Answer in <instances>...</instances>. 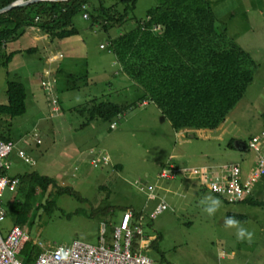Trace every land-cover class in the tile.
<instances>
[{"label": "rangeland", "instance_id": "rangeland-1", "mask_svg": "<svg viewBox=\"0 0 264 264\" xmlns=\"http://www.w3.org/2000/svg\"><path fill=\"white\" fill-rule=\"evenodd\" d=\"M56 1L61 0L53 2ZM207 1L215 17V27L223 28L226 37L244 50L256 65L253 80L242 99L213 130L175 131L152 103L144 107L131 106L121 119L115 120L114 129L100 120L81 127L85 117L73 111L93 99L132 104L141 96L140 89L118 71L108 45L110 40L133 27L136 20L144 18L146 10L154 5L152 0H137L127 21L106 32L100 23L91 27L82 17L74 18L79 34L58 41L65 59L61 60L63 65L55 75L60 106L56 116H51L37 83L31 81L42 61L22 54L15 55L4 65L0 58V104L6 103L7 80L21 83L27 99L25 113L7 122L2 120L4 123L0 126L8 124V137L35 161L31 166L14 151L5 160L6 174L34 171L50 176L57 186L70 188L79 198L76 200L66 194L53 197L54 190L48 187L39 202L44 207L52 200L47 211L32 207L19 223L13 210L21 195L4 192L0 198L6 212L0 222L3 237L15 225L33 243L39 242L46 249L74 240L95 245L101 224L107 219L97 211L117 209L110 211V215L113 213L118 223L127 210L152 209L153 203L147 202L145 194L133 185L134 181L141 180L146 185L156 184V194L167 205L157 218L146 219L143 227L144 235L154 245L145 252L149 259L156 263L164 261V264H264V204L226 203L203 189L197 178L176 177L171 181L158 178L166 162L187 168L242 163L247 168L253 159L247 149L248 140L264 127V0ZM21 40L30 42L26 35L21 36ZM2 49L0 47V54ZM65 72L76 80L67 79ZM32 131L41 140L39 146L21 143ZM90 151L103 152L109 164L93 168ZM206 197L221 201L212 216L202 211L201 201ZM258 199L264 202V195ZM230 214L245 217L238 221L253 233L250 243L236 240L235 229L224 226L223 218ZM109 234L107 228L106 238ZM26 253L28 250L24 249L21 258Z\"/></svg>", "mask_w": 264, "mask_h": 264}, {"label": "trees", "instance_id": "trees-1", "mask_svg": "<svg viewBox=\"0 0 264 264\" xmlns=\"http://www.w3.org/2000/svg\"><path fill=\"white\" fill-rule=\"evenodd\" d=\"M15 1L0 0V9ZM152 1L154 5L146 10L143 19L136 20L133 27L110 40L108 45L119 66L118 71L140 89L141 96L132 104L88 101L83 107L73 109L85 117L81 127L90 121L100 120L114 129L115 120L121 119L131 106L144 107L152 103L175 131L213 130L242 99L252 82L255 63L226 37L223 28L215 27V17L207 0ZM136 3L137 0H61L13 8L0 14V47L19 38L31 26H37L50 41L77 36L79 31L73 20L77 16L83 18V14L88 15V19H83L90 22L91 27L100 23L106 32L110 27L122 26ZM36 17L38 22H35ZM36 50H2L0 58H3L2 64L7 65L15 55H30ZM67 79L76 80L72 75H67ZM5 95L6 103L0 104V125L4 123L2 120L7 122L19 117L26 110V91L21 83L7 80ZM142 102L146 105H140ZM57 104L59 106V101ZM262 121L264 123V112ZM113 123L115 127L111 128ZM2 126L0 140L12 142L6 133L8 124ZM89 154L91 159L94 152ZM13 177L19 180L14 193L21 195L13 210L17 214L16 222L20 223L22 215L32 207H41L40 199L48 187L54 190L53 197L66 194L79 200L78 194L70 188L57 186L53 177L34 171ZM263 193L264 190L260 189L243 202L262 205L264 202L258 197ZM52 203V200L47 201L41 208L47 211ZM113 210L117 209L104 208L97 212L107 218L105 222H109L113 214L110 215V211ZM133 214L138 215L139 212L133 211ZM228 216L240 221L245 219L243 216ZM149 247L154 245L150 243ZM24 249L28 253L21 258L23 264H33L40 251L32 245L31 239L27 240L21 254ZM157 263L164 264V261Z\"/></svg>", "mask_w": 264, "mask_h": 264}, {"label": "built area", "instance_id": "built-area-1", "mask_svg": "<svg viewBox=\"0 0 264 264\" xmlns=\"http://www.w3.org/2000/svg\"><path fill=\"white\" fill-rule=\"evenodd\" d=\"M53 2L54 0H45ZM43 1V2H45ZM88 19V15H83ZM38 22V18H35ZM31 36H39L49 40L48 36L41 32L37 26L27 28ZM154 28L153 30H157ZM100 48H104L103 45ZM63 53L51 49L41 61L43 69L39 75V87L46 102V107L51 116L59 113L57 104V89L55 75ZM140 105H146L142 102ZM115 127V123L111 128ZM21 142L25 145L41 143L38 134L34 131L25 135ZM247 149L253 154V159L246 168L242 163H225L219 165H203L199 167H180L166 162L158 175L163 181H171L176 177L185 180L197 178L199 185L219 197L226 203H240L264 187V127L249 138ZM16 152L18 158L33 166L35 161L25 154L23 150L13 142L0 140V198L4 192L16 191L19 180L8 176L5 172L8 159L12 152ZM93 168H100L109 164V158L103 152H95L90 159ZM133 185L146 196V201L153 203L149 211H141L134 215L131 211H125L119 222L112 216L109 222H103L100 234L95 245H90L77 240L69 244L56 245L54 248L46 249L39 242H32L40 251L33 264H158L145 255L149 247L150 239L144 235L143 227L147 220H153L163 213L167 205L156 194V184L146 185L141 180L134 181ZM6 217V212L0 204V222ZM108 221V220H106ZM107 228L110 229L109 237L106 238ZM30 240L28 235L19 227L12 226L3 237L0 232V264H23L21 251ZM67 252V259L60 257Z\"/></svg>", "mask_w": 264, "mask_h": 264}, {"label": "crops", "instance_id": "crops-1", "mask_svg": "<svg viewBox=\"0 0 264 264\" xmlns=\"http://www.w3.org/2000/svg\"><path fill=\"white\" fill-rule=\"evenodd\" d=\"M23 35H26V37H28L30 42H28V43L23 42L21 40V36H23ZM21 36L19 38L15 39V40L11 41V42H8L7 44L6 43L3 44L2 45V47H3L2 50H4L5 52H12V51H16V50H22L23 51V50H26V49H29V48H35V49H37L35 53L30 54V55L27 54V55L28 56H35L37 59H39V61L41 60L42 55L44 56L51 49L58 50V51H60V52H62L64 54V52L61 51L62 49L60 48L61 47V43H59L57 41L46 40V39H43V38H41L39 36H31L28 29H25V33H23ZM63 42H66V41H63ZM2 54L3 53L1 51V55ZM19 55H22V54H19ZM64 59H65V54H64ZM61 63H62V61L58 65L57 73L60 71V67L63 65V64L61 65ZM42 69H43V65H41L40 70H38L36 72V76L34 77V79L33 80L31 79V81L37 83L38 88H39V75L41 74ZM65 75H66V78H67V75L71 76V73H66ZM39 91L41 93L40 88H39ZM12 176H15V175H12Z\"/></svg>", "mask_w": 264, "mask_h": 264}, {"label": "clouds", "instance_id": "clouds-1", "mask_svg": "<svg viewBox=\"0 0 264 264\" xmlns=\"http://www.w3.org/2000/svg\"><path fill=\"white\" fill-rule=\"evenodd\" d=\"M104 49V48H102ZM203 205L202 211L208 216H212L218 209L221 204V201L216 197H206L201 201ZM223 224L227 228L235 229V238L238 241L251 242L253 233L248 231L246 228L240 225L239 221L233 216H225L223 218ZM61 259H67V252H64V255L60 257Z\"/></svg>", "mask_w": 264, "mask_h": 264}, {"label": "water", "instance_id": "water-1", "mask_svg": "<svg viewBox=\"0 0 264 264\" xmlns=\"http://www.w3.org/2000/svg\"><path fill=\"white\" fill-rule=\"evenodd\" d=\"M45 0H17L9 5H7L6 7L0 9V14L4 13L6 11H9L13 8H17V7H23V6H27L29 4H33V3H38V2H43Z\"/></svg>", "mask_w": 264, "mask_h": 264}]
</instances>
